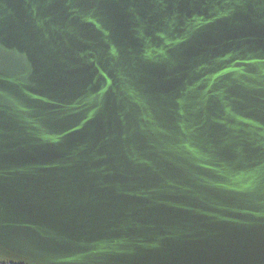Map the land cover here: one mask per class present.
I'll use <instances>...</instances> for the list:
<instances>
[{"label": "water", "instance_id": "water-1", "mask_svg": "<svg viewBox=\"0 0 264 264\" xmlns=\"http://www.w3.org/2000/svg\"><path fill=\"white\" fill-rule=\"evenodd\" d=\"M0 264H264V0H0Z\"/></svg>", "mask_w": 264, "mask_h": 264}]
</instances>
